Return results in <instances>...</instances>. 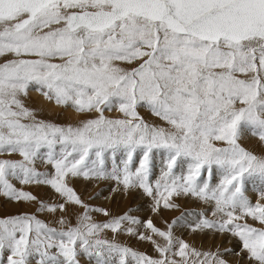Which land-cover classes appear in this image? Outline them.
I'll list each match as a JSON object with an SVG mask.
<instances>
[{"label": "snow or ice", "instance_id": "snow-or-ice-1", "mask_svg": "<svg viewBox=\"0 0 264 264\" xmlns=\"http://www.w3.org/2000/svg\"><path fill=\"white\" fill-rule=\"evenodd\" d=\"M78 181L139 191L154 216L181 197L202 210L160 227L86 202ZM0 197L25 209L0 216V264H264V0H0Z\"/></svg>", "mask_w": 264, "mask_h": 264}, {"label": "rangeland", "instance_id": "rangeland-1", "mask_svg": "<svg viewBox=\"0 0 264 264\" xmlns=\"http://www.w3.org/2000/svg\"><path fill=\"white\" fill-rule=\"evenodd\" d=\"M34 94H36V96ZM38 99H40L39 94L36 91H32L28 103L30 105L34 103L36 104V105L33 104L35 107H40L42 105H37L38 103H35L36 100L37 102H39ZM53 112L55 113L54 114L55 116L52 115ZM140 114L149 124H157V125L163 124V122L160 121L159 118L151 115L149 112L144 111L143 109L141 110ZM42 115L44 119H48V120L51 119L61 124L74 122L76 119V117L75 118L71 117L68 113L63 114L62 110L59 111V109H55L52 112L45 111ZM247 145L253 148L254 150H256L257 152L260 151L259 147L256 145L255 140H249L247 142ZM121 159H123V157H121ZM141 159H142V155L138 150L136 155L133 157L134 167H138V163ZM166 159L167 156L164 150L153 151L152 163L150 165L151 171L149 175L150 182L155 183L156 180L160 179L162 170L166 166ZM174 172L177 175H181V174L186 175L187 163L178 161L177 167L174 169ZM201 179L202 180L206 179V175L202 176ZM218 180L219 177L217 176L213 180V183H217ZM114 186H115V182H99V183H91L85 181L75 182V187L77 191L81 194L82 198L86 202L94 203L98 206L107 208L111 212L117 215L129 213L131 215H135L142 219L151 217L154 220V222L160 227H164L163 224L164 220H168L170 222L171 220L180 216L182 212L188 213V212L202 210V205L200 204V202L196 201L195 199L181 197L176 199V203L180 205L179 210L165 211L162 217L154 216L151 212V201L148 197L144 196L139 191H133L127 195H124L119 192H111L110 190ZM29 190L32 191L35 195L45 200L55 198L51 190L43 186L32 187ZM249 194L253 199L256 198L255 193L250 192ZM94 197L95 199H93ZM105 197H109V198L105 199ZM21 210H25V209H21L19 206L13 203L6 202L3 197H0V216L13 215ZM26 210L34 211L35 209L32 208ZM177 234L181 236L183 239L187 240L188 242L194 244L196 247H203L205 249L214 248L217 245L222 247H229V248L235 247V241L229 244L228 241L224 238H206L198 234H190L186 229H182ZM121 239L123 240V242H125L135 250L147 252L148 254L153 256L156 255V253L152 250V246L150 244L129 237H121Z\"/></svg>", "mask_w": 264, "mask_h": 264}, {"label": "bare ground", "instance_id": "bare-ground-1", "mask_svg": "<svg viewBox=\"0 0 264 264\" xmlns=\"http://www.w3.org/2000/svg\"><path fill=\"white\" fill-rule=\"evenodd\" d=\"M34 95L36 96V94H34ZM32 96H33V95H32ZM35 96H34V97H35ZM37 97H38V96H37ZM33 101H34V100H33ZM38 101H39V102H37V100L35 101V103H38L37 105H43V104H42L43 101L41 100V98L38 99ZM28 102H29V100H28ZM30 102H32V101H30ZM43 103H44V102H43ZM33 104H34V103H33ZM33 104H31V106L35 107L34 105H36V104H34V105H33ZM54 110H55V109H51V108H49L47 111H48V112H52V111H54ZM59 111H60V110H59ZM54 114H55V113L53 112L52 115H54ZM63 114H64V113H63ZM68 114H69L71 117H74V118H75V116H74L72 113L69 112ZM44 116H45V115H44ZM54 116H55V115H54ZM64 116H65V115H64ZM64 116H62V117H64ZM54 118H55V117H54ZM59 118H60V117H59ZM66 118H67V117H66ZM50 120H51V119H50ZM63 120H65V119H63ZM52 121H53V120H52Z\"/></svg>", "mask_w": 264, "mask_h": 264}]
</instances>
